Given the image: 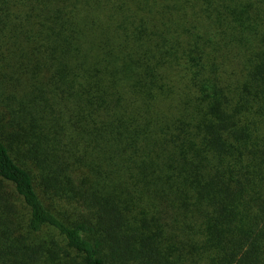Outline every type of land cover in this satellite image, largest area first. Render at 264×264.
Instances as JSON below:
<instances>
[{"label":"trees","instance_id":"obj_1","mask_svg":"<svg viewBox=\"0 0 264 264\" xmlns=\"http://www.w3.org/2000/svg\"><path fill=\"white\" fill-rule=\"evenodd\" d=\"M0 264H264V0H0Z\"/></svg>","mask_w":264,"mask_h":264},{"label":"rangeland","instance_id":"obj_2","mask_svg":"<svg viewBox=\"0 0 264 264\" xmlns=\"http://www.w3.org/2000/svg\"><path fill=\"white\" fill-rule=\"evenodd\" d=\"M45 234L50 236V237H53V239H55L56 241L59 242V244H61L59 241L60 240L59 237H57V235H55V233H53L52 231H45Z\"/></svg>","mask_w":264,"mask_h":264}]
</instances>
